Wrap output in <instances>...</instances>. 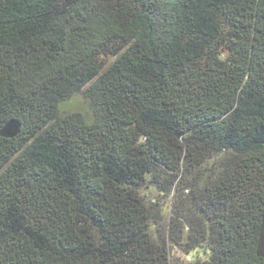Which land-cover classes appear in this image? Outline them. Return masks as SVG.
I'll return each instance as SVG.
<instances>
[{
	"label": "trees",
	"instance_id": "16d2710c",
	"mask_svg": "<svg viewBox=\"0 0 264 264\" xmlns=\"http://www.w3.org/2000/svg\"><path fill=\"white\" fill-rule=\"evenodd\" d=\"M196 250L264 264V0H0V264Z\"/></svg>",
	"mask_w": 264,
	"mask_h": 264
},
{
	"label": "rangeland",
	"instance_id": "374dc122",
	"mask_svg": "<svg viewBox=\"0 0 264 264\" xmlns=\"http://www.w3.org/2000/svg\"><path fill=\"white\" fill-rule=\"evenodd\" d=\"M60 112L63 114H67L70 112H79L86 121H91L92 120V114L89 109V105L87 103V100L83 96L82 93L76 94L73 97H71L66 103L61 104L60 107ZM15 125L14 123H10L4 132L2 133L3 136H13L17 132V127L13 126ZM16 131V132H15ZM175 259L179 260V263L183 264H188L193 261V258L196 259L197 256H199L201 259H204L205 256L201 250H196L192 253V256H183L179 252H174ZM193 257V258H192Z\"/></svg>",
	"mask_w": 264,
	"mask_h": 264
}]
</instances>
